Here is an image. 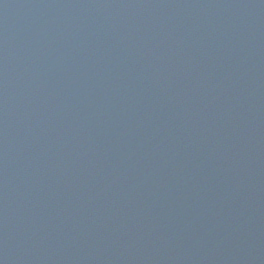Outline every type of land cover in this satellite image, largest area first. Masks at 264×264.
Instances as JSON below:
<instances>
[{"label": "water", "instance_id": "95a60500", "mask_svg": "<svg viewBox=\"0 0 264 264\" xmlns=\"http://www.w3.org/2000/svg\"><path fill=\"white\" fill-rule=\"evenodd\" d=\"M0 264H264V0H0Z\"/></svg>", "mask_w": 264, "mask_h": 264}]
</instances>
